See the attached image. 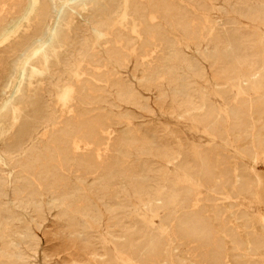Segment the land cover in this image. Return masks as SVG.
<instances>
[{"label": "rangeland", "instance_id": "374dc122", "mask_svg": "<svg viewBox=\"0 0 264 264\" xmlns=\"http://www.w3.org/2000/svg\"><path fill=\"white\" fill-rule=\"evenodd\" d=\"M148 1L37 0L38 11L25 16L27 0H0V264H112L105 257L114 256L117 238L139 225L140 242L162 237L161 255L151 262L143 250L119 254L122 264H212L165 225L172 222L161 202L174 184L185 187L192 208L223 240L219 264H264V113L256 111L263 91L238 89L264 63V0H162L168 10L153 20L158 51H140L146 19L134 9ZM57 21L62 34L53 40ZM48 40L45 52L30 55ZM237 40L257 64L225 71ZM114 43L122 51H111ZM70 84L74 96L63 104L58 95ZM78 84L93 88L97 102L87 104ZM34 100L58 116L97 112L102 163L113 161L112 170L104 174L73 158L65 186L38 176L29 194L20 159L5 146L14 130L10 113ZM44 132L39 127L34 136Z\"/></svg>", "mask_w": 264, "mask_h": 264}, {"label": "bare ground", "instance_id": "6f19581e", "mask_svg": "<svg viewBox=\"0 0 264 264\" xmlns=\"http://www.w3.org/2000/svg\"><path fill=\"white\" fill-rule=\"evenodd\" d=\"M36 2L37 0H27V5L24 7L25 16L30 14L33 10L38 11ZM165 10H168V6L162 0H149L148 5L141 4L134 9L136 14L146 19L145 31L147 33V38L142 41L140 51H158L156 42L157 30L155 29L156 23L153 22L156 17L154 14ZM126 11L125 9L124 15ZM41 14L42 17H46L47 15L46 12ZM249 15L252 19L255 18L254 13L250 12ZM60 16L61 14L59 17ZM44 22L45 19H43V23ZM61 34L62 31L57 21L51 33V37L53 40H56ZM242 36L245 37L246 35ZM215 40L218 41V38H215ZM116 42L117 41H115V43ZM50 43L51 40L44 41L42 44L39 43L37 47L31 48L32 51L30 55H40L42 52L46 51ZM115 43L114 46L112 45L111 51H122L121 46ZM243 51H245L244 45L237 40L233 47H229L228 56L222 69L234 72L241 63L247 60L250 64H257V60L250 59L248 54L242 53ZM28 61L29 59H25L21 64L19 71L20 76H24L26 63ZM256 67L257 76L252 79L249 78L245 84H242V81H240L238 89L242 92H254L260 88L262 89L263 94L261 95L260 104L256 109V111L261 114L264 113V63ZM5 79L8 80V76H5ZM75 90L72 84L66 86L59 93L58 99L63 100V104L70 102L74 96ZM77 91H79V96H81L87 104H94L97 102V97L93 94L95 92L93 88L89 89L87 86L78 84ZM15 92H20V83L16 86ZM46 108L47 105L43 102L34 100L32 105L20 114L10 113L14 130L8 137L5 150L8 154L13 156V159H20L19 168L23 171V177L27 179L29 194L33 193V182H37L38 176L44 178L50 177L55 185L65 186L64 172L70 160L73 158L77 160V164L79 165L96 168L101 170L104 174H108L112 170L114 162L107 161L102 163L103 160L100 155L99 146L101 143V134L104 131V124L99 114L93 111L90 112L92 109L89 108L81 112H71L68 116H58L49 113ZM4 110L3 114H7V109ZM236 114L237 113H234L233 115L235 120H237V125H241ZM43 126L45 127V132L41 134V136L35 137L34 132L39 127ZM43 136H45V139ZM79 142L85 145L84 150L81 149ZM202 161L204 170L207 173V160L203 158ZM127 169L128 166L126 165L125 170ZM226 181L227 172L225 171L222 183ZM104 192H108L106 188ZM161 203L168 210L166 221L172 222L165 223L166 227L169 228L171 226L170 228L175 229L176 234L180 238H189L194 242L198 252L202 253V256L208 262L219 264L226 258L223 240L217 236L216 231L213 229L208 219L201 215L196 209L192 208L194 205L190 204L185 187H175L174 184L165 193ZM67 209L72 213L75 212L69 206H67ZM3 215L4 213L0 201V216L2 217ZM120 220H122V218H120ZM164 232L165 229H162L161 233L163 234ZM225 233L233 244L239 245L240 241L237 235L229 230H226ZM143 235L142 225H139L132 236L123 240L117 238L115 241L114 256H106L105 262H109L110 260L114 262L112 264H122V262L118 261L119 254H135L139 250L144 251L149 261L154 262L158 260L163 247L162 237L157 233H152L147 240L140 242L139 240ZM249 244L252 248H255L258 245V241L253 239ZM132 261L134 262V260ZM100 263L103 264L95 259L92 261V264Z\"/></svg>", "mask_w": 264, "mask_h": 264}]
</instances>
